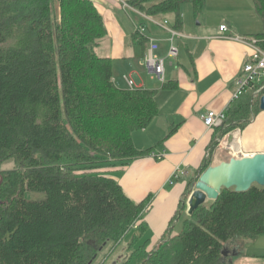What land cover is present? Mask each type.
<instances>
[{"label":"trees","instance_id":"obj_1","mask_svg":"<svg viewBox=\"0 0 264 264\" xmlns=\"http://www.w3.org/2000/svg\"><path fill=\"white\" fill-rule=\"evenodd\" d=\"M247 2L262 25L252 38L264 48V0ZM127 3L152 19L172 15L174 30L182 6L194 15L205 7V0ZM105 34L90 0H0V264H95L119 248L115 264H231L228 245L264 236V187L222 189L192 214L187 199L219 140L260 112L262 93L227 109L162 241L150 248L143 217L153 195L133 202L102 171L152 152L137 150L132 138L159 115L157 91L115 86L110 60L95 51ZM135 37L146 51L147 41Z\"/></svg>","mask_w":264,"mask_h":264},{"label":"crops","instance_id":"obj_2","mask_svg":"<svg viewBox=\"0 0 264 264\" xmlns=\"http://www.w3.org/2000/svg\"><path fill=\"white\" fill-rule=\"evenodd\" d=\"M90 1L106 30L95 51L98 57L110 60L115 86L130 89L124 80L126 77L132 82L131 90L157 91L159 115L147 129L135 132L132 138L137 150L152 148V152L129 166L102 171L117 181L133 202L153 195L143 217L151 248L162 241L179 207L186 181L203 163L213 137L217 136V128L207 129L204 117L208 111L226 113L231 105L234 81L251 52L236 38L257 35L250 34L252 30L240 27L235 21L251 17L254 12L247 0H205V11H223L224 17L205 21V29L195 32L188 27L186 19L190 9L187 7H183V15L181 8L182 26L174 30L172 15L154 18L160 23L167 22L166 26H158L143 15L123 9L118 0ZM222 25L226 26V32L219 30ZM137 27L145 29L141 38L147 43L151 39L158 46L155 56L164 62L165 82L175 84L176 90H162L163 84L146 68V51L135 37ZM168 28L179 35L172 43L178 52L176 58L168 56L171 46ZM172 127L176 128L174 133L165 139ZM231 140L232 132L219 140L212 164L231 158L221 145ZM238 143L239 156L264 154V111L240 131ZM158 155L162 157L160 160L156 159ZM261 239L264 236L228 245L226 248L233 251L230 263L264 264V240Z\"/></svg>","mask_w":264,"mask_h":264},{"label":"built area","instance_id":"obj_3","mask_svg":"<svg viewBox=\"0 0 264 264\" xmlns=\"http://www.w3.org/2000/svg\"><path fill=\"white\" fill-rule=\"evenodd\" d=\"M119 4L123 9H129L134 11L137 14L143 15L148 21L153 22L158 26H166L167 22L163 23L157 22L152 18L145 16L144 14L138 12L137 10L130 7L127 3V0H118ZM221 32H226V26L222 25L219 27ZM145 29L143 27H137L136 33L142 36L144 34ZM167 31L170 33V49L168 52V56L171 58L177 57V49L172 45L175 36H179L173 29L168 28ZM236 40L242 44L247 45L251 50L248 59L243 63L238 76L234 81V90L231 94L230 104L234 103L238 99H240L244 94L248 92H252L253 96L262 93L264 94V48L259 45L260 40L256 38H242L238 37ZM158 46L151 40H148V46L144 56V62L146 68L149 72L161 83H165V69L164 62L162 59H159L155 56V52L157 51ZM128 87L131 89L132 82L129 81L126 77L124 78ZM230 107V106H229ZM228 107V108H229ZM225 120V113L220 112L216 113L215 111H208L206 116L203 119L204 125L207 129H215L219 128ZM240 130L236 129L232 132V140L230 142H226L222 144L224 150L227 151L230 157L238 156L239 151V139ZM238 148V149H237ZM162 157L157 156L156 159L160 160ZM179 171H177L178 173Z\"/></svg>","mask_w":264,"mask_h":264},{"label":"water","instance_id":"obj_4","mask_svg":"<svg viewBox=\"0 0 264 264\" xmlns=\"http://www.w3.org/2000/svg\"><path fill=\"white\" fill-rule=\"evenodd\" d=\"M264 111V94L259 99ZM252 185L264 187V154L231 157L228 161L212 164L197 179L187 199L188 214L207 201L218 198L222 189L247 192Z\"/></svg>","mask_w":264,"mask_h":264},{"label":"rangeland","instance_id":"obj_5","mask_svg":"<svg viewBox=\"0 0 264 264\" xmlns=\"http://www.w3.org/2000/svg\"><path fill=\"white\" fill-rule=\"evenodd\" d=\"M55 7H57V5ZM183 7H187V9H190L188 12V17L186 20L188 22V27L190 29L194 30L195 32H202V30L205 29V24H204L205 21H207V20L208 21H210V20L211 21H213V20L218 21V19L224 17V16H222L223 11L214 10V11L208 12V9L206 11L203 9L200 14L194 15V13L191 11V5H189V4L182 6V15L184 14V10H183L184 8ZM56 9H57V14H58V8H56ZM235 24H238L240 27L246 28L247 30H252V31H249L250 34H260L262 32V25H261L259 19L255 16V14H253L251 17L244 18V20L239 18L238 21H235ZM171 62H173L175 65V59H172ZM166 65H167V62H166ZM174 69H176V65L174 66ZM151 124L152 123H150L145 129H147ZM140 131H142V130H140ZM12 167H13V164L9 163V164L4 165L2 167V169H11ZM31 197L37 198V196H35V195H33ZM135 232L136 231H133L130 234H127V236L125 238V242L130 241L132 235ZM262 240H264V239H261L260 241H262ZM248 242H249V240H248ZM119 249H117L115 252H113L110 255H108V254L107 255H99L95 264H115L114 262L119 260L118 254L121 253V251H119Z\"/></svg>","mask_w":264,"mask_h":264},{"label":"bare ground","instance_id":"obj_6","mask_svg":"<svg viewBox=\"0 0 264 264\" xmlns=\"http://www.w3.org/2000/svg\"><path fill=\"white\" fill-rule=\"evenodd\" d=\"M238 149V148H237Z\"/></svg>","mask_w":264,"mask_h":264}]
</instances>
